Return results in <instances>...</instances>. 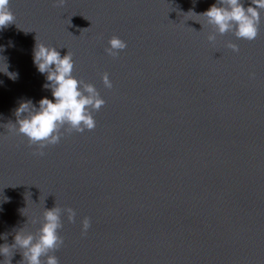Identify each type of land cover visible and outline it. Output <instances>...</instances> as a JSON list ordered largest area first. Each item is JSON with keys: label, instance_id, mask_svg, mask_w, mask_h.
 <instances>
[{"label": "water", "instance_id": "1", "mask_svg": "<svg viewBox=\"0 0 264 264\" xmlns=\"http://www.w3.org/2000/svg\"><path fill=\"white\" fill-rule=\"evenodd\" d=\"M215 2L10 0L0 46L19 75L0 72L7 243L56 204L75 210L74 221L61 214L59 264H264V11L255 39L211 42L197 14ZM112 36L127 41L117 56L105 51ZM36 40L69 51L73 74L106 101L93 129L66 132L42 156L12 124L21 99L52 98ZM21 260L15 251L12 264Z\"/></svg>", "mask_w": 264, "mask_h": 264}, {"label": "clouds", "instance_id": "2", "mask_svg": "<svg viewBox=\"0 0 264 264\" xmlns=\"http://www.w3.org/2000/svg\"><path fill=\"white\" fill-rule=\"evenodd\" d=\"M55 2L60 4L63 0ZM245 3L246 0H216L205 11L195 13L202 16L205 23L211 26L212 31L207 37L209 41L214 42L217 33L222 35L226 32L233 33L238 39L253 40L257 37L264 0H251L247 6ZM13 22L15 15L11 10L10 0H0V30ZM126 47V40L112 36L105 51L109 55L117 56ZM227 47L239 51V46L232 41L227 43ZM3 50V46H0V57L4 58L0 72L15 80L19 73L9 71V65L2 55ZM33 62L37 70L45 75L42 87L51 91L52 98L43 96L38 102L31 98L21 99L14 109L16 120L12 124L14 130L26 137L30 145L38 147L39 155L42 156L44 149L48 145L59 143L66 132L93 129L96 126L93 113L106 101L93 83L73 74L75 60L69 51L62 55L56 46L36 40ZM102 80L105 87H113L107 72L102 75ZM2 83L3 81H0V84ZM64 211L67 212L69 221L75 220L74 209H63L55 204L52 208L44 209L42 218L32 219V224L40 225L34 232L26 230L24 226L14 230L11 244L7 243L8 233L0 234V238L5 240V243L0 244V257H3L0 264H5L6 259L7 264H12L11 257L17 250L22 254L19 264H59L58 257L50 253L64 243L59 231L63 227L61 214ZM90 226V218L84 217L82 235L87 233Z\"/></svg>", "mask_w": 264, "mask_h": 264}]
</instances>
